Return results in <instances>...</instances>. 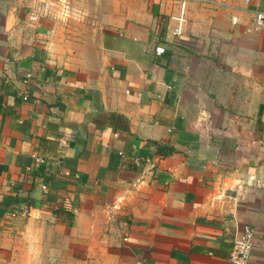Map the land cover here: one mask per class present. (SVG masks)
I'll return each mask as SVG.
<instances>
[{"label":"crops","instance_id":"obj_1","mask_svg":"<svg viewBox=\"0 0 264 264\" xmlns=\"http://www.w3.org/2000/svg\"><path fill=\"white\" fill-rule=\"evenodd\" d=\"M73 1L0 0V262L264 264V0Z\"/></svg>","mask_w":264,"mask_h":264},{"label":"built area","instance_id":"obj_2","mask_svg":"<svg viewBox=\"0 0 264 264\" xmlns=\"http://www.w3.org/2000/svg\"><path fill=\"white\" fill-rule=\"evenodd\" d=\"M204 4L227 7L228 0H198ZM248 0H244L247 3ZM249 23L244 25L243 32L255 34L264 26V9L252 10ZM87 13L73 0H30L27 6V21L33 25L39 20H50L56 23H64L67 20L84 21ZM238 16L229 15L232 25L238 23ZM182 20H180V23ZM180 23L178 25L180 26ZM66 174V172H65ZM252 247V230L247 225L242 227L241 232L231 243L224 264H247Z\"/></svg>","mask_w":264,"mask_h":264},{"label":"rangeland","instance_id":"obj_3","mask_svg":"<svg viewBox=\"0 0 264 264\" xmlns=\"http://www.w3.org/2000/svg\"><path fill=\"white\" fill-rule=\"evenodd\" d=\"M30 256H31V255H30ZM0 264H5V263H4V262H0ZM22 264H52V263H48V262H46V261H42V260H40V259L34 261V260L32 259V257H29V258H27V260L24 259Z\"/></svg>","mask_w":264,"mask_h":264},{"label":"bare ground","instance_id":"obj_4","mask_svg":"<svg viewBox=\"0 0 264 264\" xmlns=\"http://www.w3.org/2000/svg\"><path fill=\"white\" fill-rule=\"evenodd\" d=\"M163 52V51H162Z\"/></svg>","mask_w":264,"mask_h":264}]
</instances>
